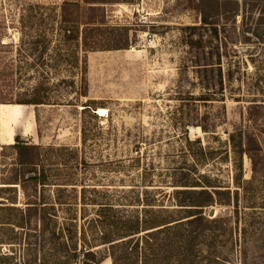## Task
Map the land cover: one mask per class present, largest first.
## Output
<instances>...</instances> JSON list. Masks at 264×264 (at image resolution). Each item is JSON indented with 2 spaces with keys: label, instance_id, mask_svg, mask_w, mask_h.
Returning <instances> with one entry per match:
<instances>
[{
  "label": "rangeland",
  "instance_id": "374dc122",
  "mask_svg": "<svg viewBox=\"0 0 264 264\" xmlns=\"http://www.w3.org/2000/svg\"><path fill=\"white\" fill-rule=\"evenodd\" d=\"M190 4L122 0L91 13L85 0H0V264H62L54 233L67 228L66 209L79 213L82 244L83 210L90 219L113 205L138 217L172 210L178 185L201 175L234 200L230 135L240 130L257 136L262 156L239 200L255 218L248 262L264 264V0H210L205 16ZM64 17L105 24L83 30ZM17 138L28 149L11 147ZM33 170L37 185L27 181ZM252 175L245 156L243 180ZM27 203L54 206L59 218L23 224Z\"/></svg>",
  "mask_w": 264,
  "mask_h": 264
},
{
  "label": "trees",
  "instance_id": "16d2710c",
  "mask_svg": "<svg viewBox=\"0 0 264 264\" xmlns=\"http://www.w3.org/2000/svg\"><path fill=\"white\" fill-rule=\"evenodd\" d=\"M117 1V2H113ZM122 0H85L87 10L99 11L100 4L119 3ZM125 1V0H123ZM189 8L205 16V2L210 0H189ZM80 24L83 30H93L105 24L104 20L93 17L81 23L64 17V24ZM83 38L86 36L84 34ZM84 48L89 43L84 40ZM128 44L113 46L114 49H126ZM94 50L95 48H89ZM2 102V101H0ZM20 104H41L24 100ZM19 104V105H20ZM18 105V104H17ZM230 141L239 156V188L234 191L214 182L208 176L201 175L191 181L181 182L173 193L174 209L166 207L160 210H144V217L129 215L123 206H106L98 211L97 218L90 219L83 210L81 218L85 221L82 227V244L79 243L77 225L79 213L72 208L66 209L70 222L67 228L54 235L61 237L64 262L62 264H250L248 262V230L255 229V218L242 212L240 206V188L251 185L261 172L260 146L253 132L231 134ZM21 151L28 149L19 138L11 145ZM247 156L252 164V179L243 180V160ZM28 182L39 183L41 177L35 170L29 172ZM250 205L255 204L253 193L246 195ZM234 205L231 216L219 215L208 218L206 210L217 206ZM253 208V207H252ZM21 222L31 223L36 220L47 228L59 218V211L54 206L38 203H27L25 209H19ZM244 215V216H243ZM244 222L245 226L241 228ZM69 226V227H68ZM253 232V231H252ZM235 255V256H234Z\"/></svg>",
  "mask_w": 264,
  "mask_h": 264
},
{
  "label": "bare ground",
  "instance_id": "6f19581e",
  "mask_svg": "<svg viewBox=\"0 0 264 264\" xmlns=\"http://www.w3.org/2000/svg\"><path fill=\"white\" fill-rule=\"evenodd\" d=\"M16 107H18V105H16ZM106 113H107L106 109H99V113H98L99 115H105ZM13 114H14L13 111H10V112L3 111L2 112V117H3L4 120H11L12 117L14 118Z\"/></svg>",
  "mask_w": 264,
  "mask_h": 264
},
{
  "label": "built area",
  "instance_id": "2783aa9c",
  "mask_svg": "<svg viewBox=\"0 0 264 264\" xmlns=\"http://www.w3.org/2000/svg\"><path fill=\"white\" fill-rule=\"evenodd\" d=\"M147 36H148L147 41H149V40L152 41L151 39H153V37L150 34H147Z\"/></svg>",
  "mask_w": 264,
  "mask_h": 264
},
{
  "label": "water",
  "instance_id": "95a60500",
  "mask_svg": "<svg viewBox=\"0 0 264 264\" xmlns=\"http://www.w3.org/2000/svg\"><path fill=\"white\" fill-rule=\"evenodd\" d=\"M211 216H214L215 215V211L212 210L211 213H210Z\"/></svg>",
  "mask_w": 264,
  "mask_h": 264
}]
</instances>
